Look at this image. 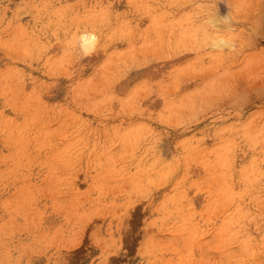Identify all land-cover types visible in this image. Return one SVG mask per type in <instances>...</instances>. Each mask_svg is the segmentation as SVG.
I'll return each mask as SVG.
<instances>
[{
    "label": "rangeland",
    "instance_id": "obj_1",
    "mask_svg": "<svg viewBox=\"0 0 264 264\" xmlns=\"http://www.w3.org/2000/svg\"><path fill=\"white\" fill-rule=\"evenodd\" d=\"M0 264H264V0H0Z\"/></svg>",
    "mask_w": 264,
    "mask_h": 264
}]
</instances>
